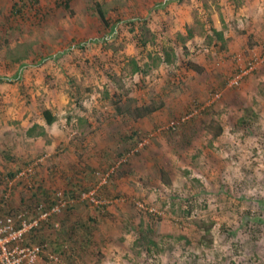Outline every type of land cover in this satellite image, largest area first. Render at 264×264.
Instances as JSON below:
<instances>
[{
  "label": "rangeland",
  "instance_id": "rangeland-1",
  "mask_svg": "<svg viewBox=\"0 0 264 264\" xmlns=\"http://www.w3.org/2000/svg\"><path fill=\"white\" fill-rule=\"evenodd\" d=\"M19 1L0 0L4 216L22 210L31 220L37 203L92 190L95 173L110 172L98 190L112 203L104 215L76 204L52 218L57 228L50 222L34 234L51 251L65 246L63 264H264V64L227 86L232 57L264 45V0H75L69 10L23 0L28 7L12 17ZM139 50L143 73L130 61ZM143 107L151 113L135 119L131 111ZM171 122L176 128L165 130ZM131 137L146 143L120 163ZM30 165L42 188L32 200L34 186L20 178L8 189L4 174ZM90 216L93 245L80 252V224ZM147 235L146 250L139 238Z\"/></svg>",
  "mask_w": 264,
  "mask_h": 264
},
{
  "label": "built area",
  "instance_id": "built-area-1",
  "mask_svg": "<svg viewBox=\"0 0 264 264\" xmlns=\"http://www.w3.org/2000/svg\"><path fill=\"white\" fill-rule=\"evenodd\" d=\"M207 47L198 49L197 53H208ZM235 71L227 80L229 88L239 87L242 81L252 74L259 66L264 64V45L260 48H248L242 53L235 54L232 57ZM220 96L215 93L211 97L209 104L213 103ZM185 121V118L181 120ZM177 123L171 122L165 130H173ZM145 141L139 143L137 147L128 151L120 159V163L128 161L129 157L134 155L144 145ZM35 174L34 165L26 167V169L11 180L7 181L8 189H10L15 181L20 178L27 180L28 188L33 186V175ZM95 177L98 179L97 186L89 191L82 192L79 199H65L62 192H56L49 207L42 203H37L33 208L36 217L29 220L26 219L28 211L18 212L15 215L0 216V264H39L40 255L43 253V248L39 244L26 243L27 235L39 229L43 224H49L53 217L59 216L70 205L87 203L95 208H106L111 201L103 200L98 193L101 187L108 184L110 172H96ZM54 227H58V223H53ZM53 263L63 264V260L54 254L48 255Z\"/></svg>",
  "mask_w": 264,
  "mask_h": 264
},
{
  "label": "trees",
  "instance_id": "trees-1",
  "mask_svg": "<svg viewBox=\"0 0 264 264\" xmlns=\"http://www.w3.org/2000/svg\"><path fill=\"white\" fill-rule=\"evenodd\" d=\"M74 1L75 0H54V3H55V6L56 7H62L64 9H66V10H69L71 3L74 2ZM19 2H20V4H18V3L13 4V7L11 9L12 17L21 16L23 10L28 7V5H27V3L25 1L22 0V1H19ZM96 12H97V14H98V16L100 18L101 23L103 24V26L106 29L110 28L113 25V23L110 22V20L108 19V17H106V14L103 11L101 5L96 4ZM203 16H204V20L206 21V25H207V28H208L209 32L214 36V40H216L218 42L219 41H222L223 40L222 33L216 31L212 27V23H211L210 19L208 18V15L207 14L203 13ZM140 42H141V40H140ZM142 44H144V42H142ZM156 52L159 53V51H156ZM143 53H144L143 51L139 50L138 51V56H134V57L131 58L132 60H130V61H132L134 63L136 70L138 72H140V73L145 72V69H143L142 67H140L139 64H138V59L140 58L139 55H141ZM159 57L162 59V62H164V60L166 59V58H163V55L162 56H159ZM126 58H128V57H126ZM17 61L19 62L18 59H17ZM68 83H69L70 94H71V97H72V99H73V101L75 103V106L80 108L81 107V103H80L79 95L77 94V91H76L75 87L73 86V82L71 81V79L68 80ZM22 94H23V98L25 100V103L28 106H31L32 105V100L30 99V97H28V95L25 94V92H23V91H22ZM151 110L147 109L146 107H143L142 109H140V108H134L131 111V113H132V116L135 119H137V118H141V117L143 118L144 116L150 114L151 113ZM128 114H129V112H128ZM41 118L45 121V123L47 125H51L56 120L55 117L52 115V113L49 110H43L41 112ZM168 131H171V130L169 129ZM134 134L136 136V133H134ZM214 136L216 137V136H218V134H215ZM134 138L135 137H131L130 138L133 148L137 147L138 144H139V141L138 140L136 141V139H134ZM127 139H129V138H127ZM127 139L125 138V140H127ZM4 174L8 178V180L14 179L18 175V173H15V172L14 173L5 172ZM111 177L113 178L112 175L110 176V178ZM162 177H163V175H162ZM110 178H109L108 183L111 180ZM96 180L98 181L97 178H96ZM33 186H32L33 187L32 190L29 191V192H31V194H30L31 200H32V198L36 199L38 197V194H39L37 192L38 189L40 191H42V188H39V186L37 187L36 184H34V181H33ZM29 189H31V188H29ZM86 191H88V190H86ZM82 192H85V190H83V189L80 190V189H77V188H75V189L73 188L72 191L69 194H63V196H64L65 199L73 198V199L77 200V199H79L80 194ZM49 205H47V207H49ZM82 205L83 206H90L87 203H83ZM73 206L74 205L68 206L66 208V210L72 208ZM0 208H2L1 201H0ZM93 210H94V213H96L97 215H104L105 214V211H106V209H104V208H103V210H104L103 211V210H101V208H95V207H93ZM18 212H22V210L15 211V213L14 214H11V215H15ZM0 216L1 217L4 216V214L1 212V209H0ZM26 219H29L28 216L26 217ZM51 222L53 224L54 220L52 219ZM95 225H98L97 219H96V217H91V216L89 217L88 221H85V222H83V223L80 224V234L82 236V240L80 241V252L85 251L87 248H90L93 245V235H92V233H93V230L95 228ZM36 231H34V232H32V233H30V234L27 235L28 239L26 240V243L39 244V245L42 246L43 253L40 255V258L41 259H44V260H47V261L50 262L51 260L49 259L48 255L49 254H54L57 257L61 258L63 261H65V259H63L61 257V254H60V252L62 250H64L65 246L53 248V251L49 250L47 248V245H44L43 242H40L39 240L37 241L36 236H35L36 235ZM140 234H142V232H140ZM139 239H142L143 240L142 242L144 243V246H145V242H146L145 239H147V243H149L147 245L148 247H146V250H147L149 248V245L152 243L151 237L148 236V235L146 237L145 236H140ZM55 264H59V263H55Z\"/></svg>",
  "mask_w": 264,
  "mask_h": 264
},
{
  "label": "crops",
  "instance_id": "crops-1",
  "mask_svg": "<svg viewBox=\"0 0 264 264\" xmlns=\"http://www.w3.org/2000/svg\"><path fill=\"white\" fill-rule=\"evenodd\" d=\"M21 181H23V180H21Z\"/></svg>",
  "mask_w": 264,
  "mask_h": 264
}]
</instances>
